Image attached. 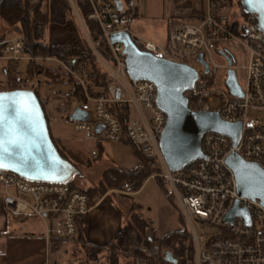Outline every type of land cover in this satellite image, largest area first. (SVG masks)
I'll return each instance as SVG.
<instances>
[{
  "label": "built area",
  "instance_id": "2783aa9c",
  "mask_svg": "<svg viewBox=\"0 0 264 264\" xmlns=\"http://www.w3.org/2000/svg\"><path fill=\"white\" fill-rule=\"evenodd\" d=\"M81 1L88 4L89 18L99 25L101 35L98 40L90 36L74 0H70V3L89 46L108 73L106 87L96 88L95 94H92L88 64L77 63L76 60L70 64L49 55L27 53L24 41L18 37H9L0 43L3 46L0 64L14 62L15 81L20 89L32 86L34 81L28 76L27 67L31 61L41 60L49 65L55 64L57 69L73 79L74 85L82 87L83 96L74 98L78 102L77 107L89 112V118L73 122L76 131L82 133L87 142H96L97 146L90 147L92 158L99 157L104 142L123 140L125 132L122 122L111 106L128 112L126 134L135 146L154 158L162 168L158 175L169 183L181 214L187 221L192 248H184L181 259L175 258L169 251V260L134 254L125 256L131 264H264V205L260 200L238 194L235 174L226 162L230 153L238 152L245 160L256 162L264 169V121L250 119L251 112L264 113V33L255 16L246 14L247 23L244 26L237 22L230 24L227 17L220 14L221 7L228 0H207L202 20L173 26L167 42L158 44L135 36L132 31L139 0H124V7L110 0ZM234 24L237 31L232 28ZM122 32L129 33L144 50L177 63L191 65L190 60L196 58L198 61L202 57L210 68H231L235 72L237 69L244 70L246 84L239 85L240 95L231 93L229 88L200 85V73L195 87L186 93L187 96L190 93L193 100V106L190 105L193 110L215 111L227 122L241 123L238 144L235 146L228 135L207 132L202 139L205 157L180 171L172 172L160 147L167 115L157 103V84L130 77L124 43L111 39ZM103 40L107 43L110 59L103 57L98 49ZM230 47L247 58L244 65L236 64ZM219 48L232 55V65L216 63L214 54L220 53ZM21 64H25V70H20ZM52 106L69 110L70 113L76 108L71 105L70 97H60L52 102ZM98 125L103 127L100 132L97 131ZM0 188L7 209L18 215H35L48 224V240L79 241L77 219L92 210L89 195L79 186L30 181L0 169ZM133 190V185L126 183L122 192L132 194ZM237 201L240 208L248 210L250 222L239 215L232 221H226ZM204 225L210 229L203 231ZM53 264L63 263L56 261Z\"/></svg>",
  "mask_w": 264,
  "mask_h": 264
},
{
  "label": "water",
  "instance_id": "95a60500",
  "mask_svg": "<svg viewBox=\"0 0 264 264\" xmlns=\"http://www.w3.org/2000/svg\"><path fill=\"white\" fill-rule=\"evenodd\" d=\"M240 4L245 13L257 15L258 26L264 33V2L241 0ZM111 39L124 43L125 60L131 78L151 80L157 84V103L167 115L160 147L172 172L180 171L205 157L202 139L207 132L228 135L235 146L238 144L241 123L227 122L215 111H196L190 107L186 93L199 80V71L194 66L143 50L126 32L115 34ZM220 53L227 59L228 65H232V55L226 50H220ZM198 62L204 66V72L210 71L206 60L199 57ZM226 84L231 93L241 94L234 69H228ZM88 118L89 112L80 107H76L70 115L71 120ZM0 125L3 148L8 149L0 153V169L30 181L46 183H68L75 176H81L79 168L64 158L56 146L46 113L34 90H0ZM102 129V126H97L98 132ZM10 141H15V144ZM226 162L235 174L238 194L260 200L264 205V169L256 162L245 160L238 152L230 153ZM238 215L251 221L248 210L240 208L239 201L231 209L226 221H232Z\"/></svg>",
  "mask_w": 264,
  "mask_h": 264
},
{
  "label": "trees",
  "instance_id": "16d2710c",
  "mask_svg": "<svg viewBox=\"0 0 264 264\" xmlns=\"http://www.w3.org/2000/svg\"><path fill=\"white\" fill-rule=\"evenodd\" d=\"M74 2L90 36L94 40H98L101 35L100 28L97 22L89 18L90 9L88 4L83 3L81 0H74ZM203 18L204 16L197 20H202ZM0 21L6 27V30L0 32V43L9 38L11 34H14V36H18V38L24 41V48L27 53L33 55H49L70 64H73L74 60L77 63L88 64L91 75L89 88L92 94H95V87L107 86L109 81L108 73L105 72L102 64L89 46L70 0H0ZM74 23L76 28L72 27ZM234 26L235 24L232 25V28L237 31L236 26ZM57 27L62 29V33L60 34L62 39H57V37L49 39L46 31L50 28L55 29ZM138 46L144 50L143 46L140 44ZM2 49L3 46L0 45V54L2 53ZM98 49L103 57L106 59L111 58L105 40L101 42ZM5 73L8 77V86L3 88V90L20 89L15 81L16 67L14 66V62H8ZM27 74L33 81L39 80L41 82L40 77L43 76L46 78L45 82L50 83L48 79L58 80L59 76L63 73L57 68L54 70L51 66H46L45 63L31 61L27 67ZM214 76L215 73L211 68L209 72H204L201 81L203 80V84L205 85H212L214 81L211 82L209 78ZM69 80L73 82L71 77H69ZM34 91L39 97L47 117L48 113H52L47 107L49 101H43L38 91ZM72 96L82 97V87L75 84L74 89L68 94V97ZM188 96L190 105L193 106L190 93H188ZM111 109L122 122L125 132L122 142L132 146L134 155L139 160V165L133 169H125L112 164L104 169L100 182L97 185H91L88 188L77 185L89 195L91 204H94L98 199L102 198L108 190L123 189L126 183L133 185V191L135 192L151 176L159 179L161 183L165 181L158 175L162 171V168H160L154 158L144 154L142 150L131 142L126 134L128 112L118 109L114 105L111 106ZM60 153L77 167L78 163H85L77 153L70 152V157L61 151ZM101 155L102 151L98 158H92L85 166H92L95 160L102 157ZM68 184L76 185L75 177ZM126 195L131 198L129 194ZM130 203V209L128 211L129 220L127 223L119 229L108 243L90 249L88 260L86 262L81 261V264H131V261L126 256L133 254L164 258L162 254L163 249L171 252L175 258L181 259L184 248L187 246L192 248V240L187 226L182 230L170 231L163 237L156 239L152 233L154 228L153 219L144 215L138 204H135L132 200ZM77 224L78 238L81 237L82 239V236L88 228L86 215L78 218ZM55 241L58 245L56 244L55 248L52 247L53 252L58 251L61 248L60 245L63 244L62 240L56 239L53 241V244H55ZM102 250H105L106 253H102ZM99 254L101 255L98 256ZM122 257L125 259L121 262Z\"/></svg>",
  "mask_w": 264,
  "mask_h": 264
},
{
  "label": "rangeland",
  "instance_id": "374dc122",
  "mask_svg": "<svg viewBox=\"0 0 264 264\" xmlns=\"http://www.w3.org/2000/svg\"><path fill=\"white\" fill-rule=\"evenodd\" d=\"M110 1L114 2L115 4H118V0ZM163 1L167 3L168 12H171L172 6L176 3L175 0ZM240 1L241 0H230L226 2V4H223V6L221 7L220 14L223 17H227L226 19L228 23L231 24L236 21L240 26H244L247 23V17L240 4ZM121 2V5L124 7L126 5L125 1L122 0ZM139 3L141 4V0L140 2L138 1V4ZM206 3L207 0H180V6L184 8H181L180 10L176 9L172 13L183 14L184 11H188L190 9V15H184L182 20L194 21L205 15ZM72 27L76 28L75 23L72 24ZM138 27H141V30H138ZM3 30H6V27L4 23L0 21V32H2ZM132 31L134 32L135 36L138 35L146 40H151L159 44H164L167 36L166 17L160 20H147L139 14L137 19L133 23ZM46 32L49 39L53 37H57V39H62V37H60V34L62 33V29L60 27H57L55 29L50 28ZM10 37L17 38L18 36H14V34H11ZM221 47L225 48L226 46L221 45ZM220 50L221 48L218 49V51ZM230 50L235 56L237 65H244L247 62V58L243 56V54H241L239 50L235 49L234 47H230ZM214 59L218 64L226 63L225 57H223L219 52H216L214 54ZM42 61L43 60L37 61V63H41ZM42 63H45L46 66L49 65L48 62ZM189 63L199 71L201 77L204 75V66L200 62H198L196 58L190 60ZM50 65L51 68L54 70L57 67L53 63ZM6 67H8V62H2L0 64V90L8 86V77L5 73ZM212 69L215 73L214 77L209 78L211 82L214 81L212 85L224 89L228 88L226 84L228 70L224 68L215 69L214 66H212ZM20 70H25V64H21ZM60 71L63 74L59 76L58 80L48 79L50 83H46V78L41 76L40 80L42 81L40 82L39 80H35L29 89L37 90L40 98L43 101L53 102L58 100V98L60 97H68L70 89L72 87L74 89L75 85L69 80L68 75H66L62 70ZM236 74L238 77L239 85L245 86V71L242 69H237ZM199 84L205 85L203 84V80L200 81ZM96 88L98 89L99 87H95V89ZM70 99L71 105L73 107H77L78 102L76 101L74 96L70 97ZM47 107L48 110L52 112L48 113L47 117L51 136L55 140L57 147L62 153L68 155V157H70V152L77 153L81 156L83 162H85L84 164L77 162L79 170L81 171V176H75V184L84 188H88L91 185H97L100 182L102 172L105 168L109 166L108 163H113L111 160V156H109L108 153L103 150V155L100 159L95 160L92 166H85V164L92 159L90 155V147L97 146L96 142H87L84 138V135L76 131L74 122L70 119L71 113L69 112V110L59 111L60 109L54 107L50 109L49 105ZM250 119L264 121V113L251 112ZM122 194H125L122 192V189H111L108 190L104 196H124ZM133 202L141 207V211L144 215H146L148 218L153 219L154 228L152 230V233L156 239L163 237L170 231L182 230L186 227L187 221L186 219L184 220V217L182 216L180 208L178 206L177 200L173 195L172 189L167 181L161 183L160 180L157 178L152 180L149 186L146 187V189L141 193L140 196H137L136 198L134 197ZM128 204L130 206L131 203L129 202ZM119 205L123 209V224H126L129 220V212L122 206V204ZM209 229L210 227L208 225H204L203 231H208ZM63 244L64 248H62L54 256L56 261L62 262L63 264H70V261H72L73 264H78L75 261L76 255L74 253L77 252L78 254H81L82 252H84L85 248L82 246V244H80L79 241L78 243L63 241ZM162 254L165 260H168V251H165V249H163ZM124 259L125 258L122 257L121 262Z\"/></svg>",
  "mask_w": 264,
  "mask_h": 264
},
{
  "label": "crops",
  "instance_id": "0c3cea01",
  "mask_svg": "<svg viewBox=\"0 0 264 264\" xmlns=\"http://www.w3.org/2000/svg\"><path fill=\"white\" fill-rule=\"evenodd\" d=\"M175 2L172 11L168 12L167 3L163 0H141V4H138L135 20L139 14L147 20H160L166 17V43L173 26L197 21L182 20L184 15H190V9L184 11L183 14L172 13L176 9L184 8L179 6L180 0H175ZM118 6H122L119 0ZM138 30H141V27H138ZM72 89L73 87L70 92ZM48 105L52 109V102H49ZM103 150L112 158L113 163H108L109 166L115 164L125 169H133L139 165V160L135 157L132 146L125 145L121 141H106L101 145L102 155ZM154 179L156 177H149L139 190L129 194L131 198L127 195H109L107 197L103 196L92 204L91 212L86 215L87 231L82 239L79 238L80 244L85 248L84 252L81 254L74 253L76 255L75 261L78 264H81V261L86 262L88 260L90 249L108 243L124 225L123 209L119 204H122L129 211L130 206L128 203L131 200L133 201L134 197L140 196ZM47 230L48 224L41 218L35 215H18L7 209L0 188V264H53L56 262L54 256L64 248V244L60 245L61 248L58 251L53 252L52 247L55 248L58 243L55 241V244H53L55 239L48 240ZM75 243H78V241ZM101 252L106 253L105 250ZM70 264H73V262L70 261Z\"/></svg>",
  "mask_w": 264,
  "mask_h": 264
},
{
  "label": "snow or ice",
  "instance_id": "6c2138e0",
  "mask_svg": "<svg viewBox=\"0 0 264 264\" xmlns=\"http://www.w3.org/2000/svg\"><path fill=\"white\" fill-rule=\"evenodd\" d=\"M264 2V0H262ZM2 127V125H0ZM10 143L15 144V141H10ZM8 149L3 148V139H2V134H0V153L7 152Z\"/></svg>",
  "mask_w": 264,
  "mask_h": 264
},
{
  "label": "flooded vegetation",
  "instance_id": "af4514ba",
  "mask_svg": "<svg viewBox=\"0 0 264 264\" xmlns=\"http://www.w3.org/2000/svg\"><path fill=\"white\" fill-rule=\"evenodd\" d=\"M246 14H248V13H246ZM253 15L255 16V18H256V20H257V22H258L257 15H256V14H253ZM233 61H234V59H233ZM226 63L228 64L227 59H226ZM2 90H3V89H2Z\"/></svg>",
  "mask_w": 264,
  "mask_h": 264
}]
</instances>
